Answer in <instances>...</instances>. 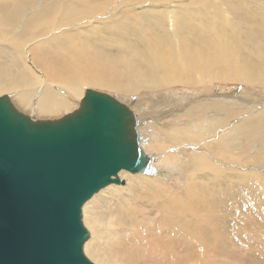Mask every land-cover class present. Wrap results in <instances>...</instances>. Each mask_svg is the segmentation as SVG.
Returning a JSON list of instances; mask_svg holds the SVG:
<instances>
[{
	"label": "bare ground",
	"instance_id": "obj_1",
	"mask_svg": "<svg viewBox=\"0 0 264 264\" xmlns=\"http://www.w3.org/2000/svg\"><path fill=\"white\" fill-rule=\"evenodd\" d=\"M214 83L246 89L201 88ZM261 87L264 0H0V99L52 124L107 89L150 158L82 205L92 264H243L242 240L264 252Z\"/></svg>",
	"mask_w": 264,
	"mask_h": 264
},
{
	"label": "water",
	"instance_id": "obj_2",
	"mask_svg": "<svg viewBox=\"0 0 264 264\" xmlns=\"http://www.w3.org/2000/svg\"><path fill=\"white\" fill-rule=\"evenodd\" d=\"M111 97L88 93L59 123L24 119L0 99V264H92L82 205L120 171L150 164Z\"/></svg>",
	"mask_w": 264,
	"mask_h": 264
},
{
	"label": "rangeland",
	"instance_id": "obj_3",
	"mask_svg": "<svg viewBox=\"0 0 264 264\" xmlns=\"http://www.w3.org/2000/svg\"><path fill=\"white\" fill-rule=\"evenodd\" d=\"M30 62L32 63V65H34L32 61H30ZM40 73H42V72L37 70L36 76H38ZM214 86L216 88L224 87L225 89L236 88L237 89V92L239 90L246 89V87L243 86V84H239V83H214L213 86H206V87H201V88L204 89V90H207V89L214 90V88H213ZM191 88L194 89L195 91H197L196 88H194V87H191ZM95 89L96 88H94L93 90H95ZM261 92H263V93L260 94V97H263L264 96V87H261ZM106 93H108V90L107 89H96V91H95V94H99V95H105ZM6 97H7V95H6ZM233 100H235V98ZM58 103H60V101ZM69 105L70 106H73V103L72 102H69ZM50 107L54 109V108H56V105H53V106H50ZM228 126L229 125H226L225 127H228ZM226 130L227 129L222 130V128H218L214 132V134L209 138L208 142L209 143H213L215 141L216 137L218 135H220L221 133H223L224 131H226ZM129 132H130V136L132 137L134 134H136L138 132V129H135L134 131H130L129 130ZM248 142H249V140L246 141V143H248ZM174 147L177 148L176 150L184 149L185 148L182 145H175ZM142 149L146 152L147 155H164V157L159 158V160L155 163L158 166H164V163L161 162L162 160L171 161V163H174L175 160H172V158H175V155H177L176 151L166 153V150L165 149H163V150H153V147L151 145H146ZM224 150L226 152H228V153H231L232 155H237L238 159H240L242 161L243 160L249 161L250 159H252V158H250V156H252V155H253V157L255 156V154L253 152L255 150H251L250 151V150H245L244 149L246 152L245 151L244 152H242V151H233L229 147L225 148ZM212 153H214V150L211 149L210 152H209V155H213ZM242 249H243L242 252L245 255L251 256V259L248 260V261H243V264H264V252L260 251L257 247H254L252 245H248V242L247 241L242 240Z\"/></svg>",
	"mask_w": 264,
	"mask_h": 264
},
{
	"label": "flooded vegetation",
	"instance_id": "obj_4",
	"mask_svg": "<svg viewBox=\"0 0 264 264\" xmlns=\"http://www.w3.org/2000/svg\"><path fill=\"white\" fill-rule=\"evenodd\" d=\"M32 122H36L34 118H33V121Z\"/></svg>",
	"mask_w": 264,
	"mask_h": 264
}]
</instances>
